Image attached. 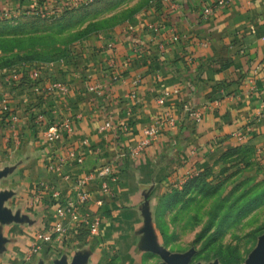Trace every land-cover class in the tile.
<instances>
[{"label":"crops","instance_id":"obj_1","mask_svg":"<svg viewBox=\"0 0 264 264\" xmlns=\"http://www.w3.org/2000/svg\"><path fill=\"white\" fill-rule=\"evenodd\" d=\"M38 1L45 5L51 0H0V10L8 2L19 11ZM159 2L145 7L138 24L129 23L133 31L109 39L113 47L97 50L82 65L41 72L40 86L59 80L68 86L67 93H35L27 75L0 93V171L7 170L0 184L6 177L13 181L10 188H0L11 193L3 207L25 217L12 223L30 225L29 215L4 203L12 198L17 206L29 198L20 194L22 185L28 195L40 182L66 192L67 183L51 161L68 147L78 149L83 162L63 171L82 175L114 159L118 146L146 139L144 128L158 127L143 150L126 159L115 196L99 206V236L85 237L84 245L72 241L63 251L67 263L79 252L87 257L84 264H100L107 246L135 260L133 246L139 247L132 237L141 233L143 189L153 176L179 172L242 142L256 145L264 158V0ZM96 82L103 90L89 89ZM173 89L178 91L156 102ZM202 105V119L195 123L190 110ZM66 117L73 121V135L59 144L47 142L42 128ZM168 117L173 124L165 122ZM106 121L111 128L99 130ZM43 216V222H54L47 213ZM41 227L23 229L9 241L2 235V247L11 245L18 264L30 263L46 251L42 245L27 257Z\"/></svg>","mask_w":264,"mask_h":264},{"label":"rangeland","instance_id":"obj_2","mask_svg":"<svg viewBox=\"0 0 264 264\" xmlns=\"http://www.w3.org/2000/svg\"><path fill=\"white\" fill-rule=\"evenodd\" d=\"M159 1L94 0L73 6L71 0H51L45 2L49 11L44 15L28 8L17 11L8 2L0 10V93L34 70L45 74L82 65L97 50L113 47L108 40L129 33V23L138 24L145 7ZM12 182L6 177L0 188H10ZM25 189L22 185L20 194L30 196ZM28 199L17 206L12 198L4 202L13 212L30 217V225L0 223V233L8 241L23 229L35 230L45 223L47 204H33L36 208L31 209ZM142 210V226L147 219L156 246L170 253L192 250L189 264H244L264 233V158L256 145L242 142L179 172L153 176L143 189ZM132 238L139 247L133 246L134 261L112 246H100V264L162 262L157 253L142 248V232ZM87 239L79 241L84 245ZM10 246L0 249V264L19 263ZM58 247L46 245L45 253L28 264H53L65 255L66 249Z\"/></svg>","mask_w":264,"mask_h":264},{"label":"built area","instance_id":"obj_3","mask_svg":"<svg viewBox=\"0 0 264 264\" xmlns=\"http://www.w3.org/2000/svg\"><path fill=\"white\" fill-rule=\"evenodd\" d=\"M81 1L88 4L94 0H71L73 6ZM160 2L172 4L173 0H160ZM27 10L41 15L49 11L43 3L42 6L28 7ZM127 28L129 31L134 29L131 24ZM27 78L30 81L32 91L35 93H67L68 86L60 81L53 80L46 87L40 86L41 72L39 70L30 72ZM89 89L92 91L103 90V84L101 82L93 83ZM177 91V89L163 91L156 98V102L163 103ZM202 108H204L203 105L190 110L189 115L195 123L202 119ZM165 122L173 124L174 118L168 117ZM111 126V122L106 121L99 127V130L109 129ZM41 132L47 142L53 145L59 144L73 135V121L66 117L59 122L47 123ZM143 134L146 139L140 140L133 146H118L114 159L87 169L82 175L63 171L71 163L82 164L83 157L75 147H68L62 154L60 153L52 159V169L57 171L60 178L67 183V190L66 192L61 191L52 182H40L32 189L28 199L30 206L33 207V204L40 203L47 204L45 213L54 222L43 223L36 233L35 242L30 246L27 257L35 254L42 245L56 244L57 247L59 245L61 248H68L71 243L69 239L79 241L82 236L88 238L99 236L102 223V212L99 210V206L115 196V189L120 181L126 159L128 156L137 155L142 151L149 138L158 134V127H146L143 129ZM14 142L17 144L18 139L14 138Z\"/></svg>","mask_w":264,"mask_h":264},{"label":"water","instance_id":"obj_4","mask_svg":"<svg viewBox=\"0 0 264 264\" xmlns=\"http://www.w3.org/2000/svg\"><path fill=\"white\" fill-rule=\"evenodd\" d=\"M6 173V169L1 170L0 177L5 175ZM10 195L11 193L7 191L0 192V223H7L11 221L18 222L23 221V219L25 218L24 216L19 217L18 212L12 214L9 209L3 207V201L6 200ZM142 211L144 215L145 212L144 210ZM141 232L144 234V242L142 244V248L157 253L162 259V262H160L159 264H189L192 250H188L182 253H170L166 249L156 246L147 219H144ZM4 242L5 239L0 233V249ZM86 258V255L77 252L72 257L70 263H67L65 258L62 257L61 259L56 260L54 264H84L86 262ZM244 264H264V233L259 237L257 244L247 256Z\"/></svg>","mask_w":264,"mask_h":264},{"label":"trees","instance_id":"obj_5","mask_svg":"<svg viewBox=\"0 0 264 264\" xmlns=\"http://www.w3.org/2000/svg\"><path fill=\"white\" fill-rule=\"evenodd\" d=\"M38 3H39V5H34L33 7H35V6L37 7V6H40L42 4V3H40V1H38Z\"/></svg>","mask_w":264,"mask_h":264}]
</instances>
